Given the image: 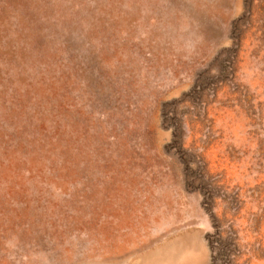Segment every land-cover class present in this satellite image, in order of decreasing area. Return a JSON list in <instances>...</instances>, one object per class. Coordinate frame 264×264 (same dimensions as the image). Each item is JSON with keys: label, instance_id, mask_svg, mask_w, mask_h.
I'll return each mask as SVG.
<instances>
[{"label": "rangeland", "instance_id": "1", "mask_svg": "<svg viewBox=\"0 0 264 264\" xmlns=\"http://www.w3.org/2000/svg\"><path fill=\"white\" fill-rule=\"evenodd\" d=\"M208 241L264 264V0H0V264Z\"/></svg>", "mask_w": 264, "mask_h": 264}, {"label": "bare ground", "instance_id": "2", "mask_svg": "<svg viewBox=\"0 0 264 264\" xmlns=\"http://www.w3.org/2000/svg\"><path fill=\"white\" fill-rule=\"evenodd\" d=\"M184 244H186V245H188V249L190 250V251H192V249L190 248V246H192L191 244H190V246H189V244H187V243H184ZM194 249V248H193ZM179 250V249H178ZM167 251L168 252H170V254L171 253H176V250H174L173 248H168L167 249ZM178 252V251H177ZM202 252V251H201ZM201 252H199L198 253V255H197V258H196V260H195V262L193 263V264H201L203 261H204V258H205V254L204 253H201ZM187 253V252H186ZM201 253V254H200ZM164 255V254H163ZM149 259V258H148ZM147 260V259H146ZM156 261V260H155ZM184 261V264H186L185 263V261H187V260H183ZM151 263H153L152 261H151ZM155 263H159V261L158 262H155ZM176 264H178V262H176Z\"/></svg>", "mask_w": 264, "mask_h": 264}, {"label": "trees", "instance_id": "3", "mask_svg": "<svg viewBox=\"0 0 264 264\" xmlns=\"http://www.w3.org/2000/svg\"><path fill=\"white\" fill-rule=\"evenodd\" d=\"M208 245L210 248V252H211V260H210V264H217V254L215 252V250L218 249L216 242H212V241H208Z\"/></svg>", "mask_w": 264, "mask_h": 264}, {"label": "crops", "instance_id": "4", "mask_svg": "<svg viewBox=\"0 0 264 264\" xmlns=\"http://www.w3.org/2000/svg\"><path fill=\"white\" fill-rule=\"evenodd\" d=\"M146 259H147V258H146ZM145 263H146V261L143 262V264H145Z\"/></svg>", "mask_w": 264, "mask_h": 264}]
</instances>
